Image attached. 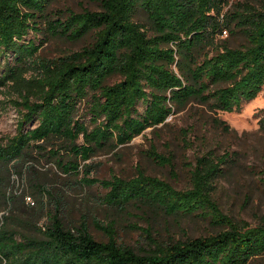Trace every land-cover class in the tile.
<instances>
[{"label": "trees", "instance_id": "1", "mask_svg": "<svg viewBox=\"0 0 264 264\" xmlns=\"http://www.w3.org/2000/svg\"><path fill=\"white\" fill-rule=\"evenodd\" d=\"M54 1L0 0V56L9 60L0 65V89L22 108L16 132L0 137V264L258 261L264 256V224L234 221L213 197L223 159L203 154L185 189L140 170L129 179L97 178L82 161L165 124L192 101L216 112L238 110L255 98L264 86V0L226 10L229 0H99V10L80 12L53 8ZM139 14L145 22L136 19ZM226 29L238 31L245 43L231 47L218 40ZM88 34L92 41L79 50L39 55L51 38L77 41ZM261 112L264 129V106ZM149 153L172 165L155 148ZM45 161L63 175H80L77 183L101 186L109 206L198 215L219 230L165 243L151 239V248L137 251L117 240L114 223L94 220L107 238L99 240L85 218L65 219L60 176L38 171ZM14 175L30 191L19 188ZM27 196L34 205L25 207Z\"/></svg>", "mask_w": 264, "mask_h": 264}, {"label": "rangeland", "instance_id": "2", "mask_svg": "<svg viewBox=\"0 0 264 264\" xmlns=\"http://www.w3.org/2000/svg\"><path fill=\"white\" fill-rule=\"evenodd\" d=\"M246 1L258 6L260 0H229L225 10L238 8L237 3ZM52 7L71 8L76 12L85 8L100 9L99 0H55ZM136 19L145 22V15L139 14ZM217 37L231 47L245 43L236 30L232 33L229 29L223 30ZM92 39V34L77 41L51 38L39 50V55H65L79 50ZM7 60L0 56V65ZM6 94L5 90L0 89L1 138L16 132L21 117L18 110H22L21 107L17 109ZM263 106L264 86L255 98L243 102L238 110L215 112L206 105L192 101L184 109L171 114L165 124L148 127L130 142L112 150L98 151L82 163H88L91 175L97 178L117 176L129 179L140 170L164 178L178 189H185L190 186V172L196 160L203 154L213 156L215 162L223 159L219 166L223 172L217 178L213 192L220 209L239 223L249 226L264 224V129L260 125ZM85 109L81 104L80 115ZM223 126L228 128L224 129ZM151 148H155L157 154L172 165H163L151 158ZM38 171L60 176L57 183L66 206L65 219L79 223L81 218H85L90 232L102 241L107 239L106 235L94 226V220L103 224L114 223L117 240L137 251L151 248V239L165 243L208 236L219 230L209 219L198 215L172 217L148 207L142 211L133 205L125 209L109 206L102 201L105 189L99 185L77 183L75 180L80 175L78 178L63 175L51 161L40 164ZM13 179L19 188L26 190L28 187L30 191L26 181L16 175ZM33 199L25 197V207L34 205ZM263 259L264 256L250 264H257Z\"/></svg>", "mask_w": 264, "mask_h": 264}]
</instances>
